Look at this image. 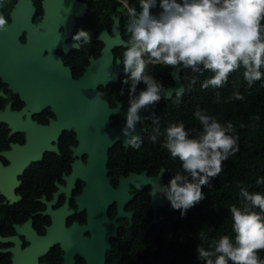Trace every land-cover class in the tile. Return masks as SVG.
I'll use <instances>...</instances> for the list:
<instances>
[{"label": "clouds", "instance_id": "clouds-1", "mask_svg": "<svg viewBox=\"0 0 264 264\" xmlns=\"http://www.w3.org/2000/svg\"><path fill=\"white\" fill-rule=\"evenodd\" d=\"M120 3L128 17L127 38L115 62L122 63L127 74L123 81L128 85L127 109L122 126L126 146L138 149L143 143V137L134 132L136 122L142 119L141 110L170 94L149 66L209 71L212 75L201 81L202 88L219 89L237 69H242L248 87L264 77V0ZM5 4L6 0H0V9ZM8 24L0 11V31H6ZM71 39L79 49L91 44L92 35L88 29L79 28ZM141 83L143 87L138 88ZM189 83L194 84L195 78ZM215 98L217 102L221 99L218 91ZM230 98L243 100L244 95L234 89ZM192 115L199 128H186L181 121L169 122L161 131L159 118L153 114L151 119L157 127L149 136L153 143L162 137L161 147L180 162L167 183H158L149 194L166 198L182 216L204 199L202 185L209 184L222 171V161L238 150L231 121L222 123L199 106ZM261 183L264 178L257 177L256 184ZM238 187L241 203L229 207L232 234L209 239L203 229L197 232L201 243L196 251L204 264H264V258L258 255V250L264 249V192L249 191L243 184Z\"/></svg>", "mask_w": 264, "mask_h": 264}, {"label": "flooded vegetation", "instance_id": "flooded-vegetation-1", "mask_svg": "<svg viewBox=\"0 0 264 264\" xmlns=\"http://www.w3.org/2000/svg\"><path fill=\"white\" fill-rule=\"evenodd\" d=\"M17 1L6 0L5 7L0 9L9 24L12 19L11 11ZM28 1L35 8L33 24L37 25L44 12L43 0ZM78 1L86 4L85 13L81 15L85 16L87 2ZM40 13V18H37ZM76 23L77 21L70 35L63 39L65 43L74 44L71 37L76 31ZM87 25L89 26L90 22L87 21ZM115 26L119 31L115 21L109 29L103 27L98 32V42L93 54L84 56L75 52L82 48L70 46L65 50L57 46L52 55L48 56V50H45L35 56L39 57V60L35 59L33 63H46V66L53 68L46 70L51 73L50 76L43 75L44 72L36 76L25 72L19 77L20 82L16 81L14 85L9 75L0 69V264H88V258L94 263V259L97 261L100 255L103 234L91 237L88 205L81 197L86 186V180L81 173L87 164L88 152L82 146L77 149L79 141L73 127L60 126L56 108L62 99L57 97L54 88H72L71 82L85 73L91 59L95 60L101 56L106 45L105 38L116 37ZM63 28L59 27V32ZM1 32L5 35L4 40H7L0 42V60H3L10 51L8 36L14 35L16 44H25L28 32L26 29L19 32L12 28L10 30L8 26L6 31ZM121 45L123 44L118 43L111 47L112 70L116 59L119 58L115 49ZM28 64L30 65V62ZM120 67L123 68L122 63ZM107 84L97 85L100 97L106 100L111 108L118 105L121 107L120 103L114 105L108 99L104 91L108 88ZM14 88H21L24 97L23 93ZM115 115L125 119L121 113L116 112L111 116L112 125H123V122H113L112 117ZM143 119L148 118L141 120ZM137 126L144 131L140 121H137ZM118 142L121 141L116 143ZM107 169L109 183L114 188H118L121 177L130 173L139 174L144 170L147 178L159 173L148 174L147 170L141 169L124 174L110 170L108 164ZM160 182L164 184L161 179ZM151 188L150 181L143 183L141 187L129 183L131 195L124 210L131 213L130 218L117 216L116 201L108 206L109 220L115 219L118 225L115 235L125 218L132 221L134 211L128 207V202L134 200L135 191L146 192L151 205ZM107 251L104 254V264Z\"/></svg>", "mask_w": 264, "mask_h": 264}, {"label": "trees", "instance_id": "trees-1", "mask_svg": "<svg viewBox=\"0 0 264 264\" xmlns=\"http://www.w3.org/2000/svg\"><path fill=\"white\" fill-rule=\"evenodd\" d=\"M85 1L86 15L76 18L75 30L88 29L92 42L75 52L84 56L95 53L98 32L103 27L109 29L115 21L121 38H127L125 29L128 17L120 0ZM130 2L135 3V0ZM40 16L41 13L37 18ZM87 21L90 22L89 26ZM117 49L115 52L120 57L123 45ZM149 68L164 83L165 88L179 84L178 91L169 97L162 96L154 108L153 114L159 118L161 131L169 122L181 121L186 128H199V122L192 115L199 106L222 123L232 122L238 150L222 161V171L212 177L209 184L202 185L204 199L190 207L183 216L169 202L158 208L156 220L152 221L153 208L148 195L136 190L134 197L137 200L134 198L128 202V207L134 211L132 221L125 218L117 235L110 238L106 264H204L198 259L196 251L198 243H201L198 230L206 231L209 239L221 234L231 235L229 207L241 203L238 185L247 186L249 191L264 192V183L256 184L257 177L264 178V77L248 87L243 79L242 69H237L229 74L228 81L222 87L213 89L200 86L204 78L212 75L209 71L196 73L190 68L173 69L171 66L160 65ZM126 75L125 72L121 73L117 80L109 82L108 88L104 89L110 102L114 105L120 103L123 111L127 109L128 98V85L123 82ZM193 78L195 83L190 85ZM137 87H143V84H138ZM234 89L243 93V100L230 98ZM217 91L221 97L218 102L215 98ZM153 114L140 121L144 128L141 146L135 149L121 142L116 143L109 149L107 164L110 170L124 174L141 169L147 170L148 174H157L164 169L161 180L165 184L179 168L180 162L161 147L162 137L156 143L149 139L153 129L157 127L151 119ZM112 120L114 123L124 121L119 115L113 116ZM204 246H207V242H204ZM258 255L264 258V249L258 250Z\"/></svg>", "mask_w": 264, "mask_h": 264}, {"label": "water", "instance_id": "water-1", "mask_svg": "<svg viewBox=\"0 0 264 264\" xmlns=\"http://www.w3.org/2000/svg\"><path fill=\"white\" fill-rule=\"evenodd\" d=\"M43 16L37 25L33 24L34 6L28 0H18L15 8L11 11V22L8 27L19 30L26 29L27 42L25 44H16L14 35L8 36L10 51L7 53L5 64L0 60V69L6 72L10 77L11 83L20 82L19 78L25 72L28 75L36 76L37 74L50 76L47 69L52 70L46 63L33 61L39 60L43 51L48 50V56L53 54L54 49L58 46L67 50L73 44L65 43L63 39L70 35L71 29L76 22V18L83 15L86 10V4L78 0H43ZM64 27L59 32L58 28ZM116 37L105 38L106 45L102 49V54L97 59H91V64L87 66L85 73L78 79L71 82L72 88H54L58 98L62 99L58 106L57 113L61 127L71 128L75 131L79 141L77 149L82 146L88 152V161L84 166L82 177L86 180V186L81 195L83 201H87L89 210V225L94 236L103 234L100 255L97 261L91 263L88 258V264H104V254L110 247L109 239L117 231V222L115 219L109 220L107 215L108 206L114 201L117 202V216H128L131 213L124 210L129 193V183L135 186L150 181L152 187L158 183L161 184L163 171H159L156 176L147 178L145 171L139 174L130 173L120 179L118 188H114L109 183L107 174L108 149L117 141L125 145L126 137L122 133L123 125H112V114L119 112L125 117V111L121 110L120 105L111 108L109 103L99 95L97 85L100 83L107 84L115 81L119 73L124 72L120 67L121 63H116L112 70L113 54L111 47L115 44H123L120 33L115 26ZM13 34V33H12ZM5 35L0 31V42H4ZM30 62V65L27 63ZM60 62V61H59ZM41 65V66H39ZM50 67V68H49ZM52 68V69H51ZM60 64V69L62 70ZM69 71L68 68H64ZM54 74V72H53ZM42 76V75H41ZM169 96L179 90V84L174 87L166 88ZM23 93L21 88H14ZM24 97V93L22 95ZM56 97V98H57ZM156 103L148 105L141 110L142 118H149L154 113ZM134 132L141 135L143 129L138 128L137 122ZM137 179L138 181H136ZM170 201L157 194L151 195V206L153 208V219L156 220V213L159 207L165 206ZM99 232V233H98ZM97 262V263H96Z\"/></svg>", "mask_w": 264, "mask_h": 264}]
</instances>
